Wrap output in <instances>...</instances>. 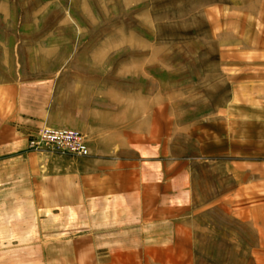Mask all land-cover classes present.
Segmentation results:
<instances>
[{
    "label": "rangeland",
    "instance_id": "1",
    "mask_svg": "<svg viewBox=\"0 0 264 264\" xmlns=\"http://www.w3.org/2000/svg\"><path fill=\"white\" fill-rule=\"evenodd\" d=\"M39 78L67 128L189 161L193 264H264V0H0V83Z\"/></svg>",
    "mask_w": 264,
    "mask_h": 264
},
{
    "label": "crops",
    "instance_id": "2",
    "mask_svg": "<svg viewBox=\"0 0 264 264\" xmlns=\"http://www.w3.org/2000/svg\"><path fill=\"white\" fill-rule=\"evenodd\" d=\"M53 95L52 78L0 83V264H193L189 161L128 131H89L84 158L32 151L43 126L71 127Z\"/></svg>",
    "mask_w": 264,
    "mask_h": 264
},
{
    "label": "built area",
    "instance_id": "3",
    "mask_svg": "<svg viewBox=\"0 0 264 264\" xmlns=\"http://www.w3.org/2000/svg\"><path fill=\"white\" fill-rule=\"evenodd\" d=\"M29 148L40 154L88 157L87 136L80 130L67 127L43 126L29 140Z\"/></svg>",
    "mask_w": 264,
    "mask_h": 264
}]
</instances>
